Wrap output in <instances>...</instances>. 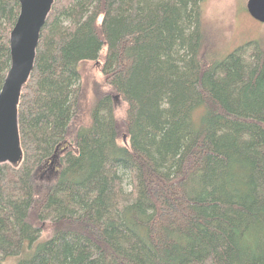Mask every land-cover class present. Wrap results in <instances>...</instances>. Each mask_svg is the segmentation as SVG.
<instances>
[{"label":"trees","instance_id":"trees-1","mask_svg":"<svg viewBox=\"0 0 264 264\" xmlns=\"http://www.w3.org/2000/svg\"><path fill=\"white\" fill-rule=\"evenodd\" d=\"M203 3L54 1L23 160L0 163V264H264V41L213 54ZM19 14L0 0V92Z\"/></svg>","mask_w":264,"mask_h":264},{"label":"water","instance_id":"water-1","mask_svg":"<svg viewBox=\"0 0 264 264\" xmlns=\"http://www.w3.org/2000/svg\"><path fill=\"white\" fill-rule=\"evenodd\" d=\"M20 14L10 32L11 66L0 92V163L23 160L18 105L34 69L43 26L55 0H19ZM246 9L264 23V0H247Z\"/></svg>","mask_w":264,"mask_h":264},{"label":"rangeland","instance_id":"rangeland-1","mask_svg":"<svg viewBox=\"0 0 264 264\" xmlns=\"http://www.w3.org/2000/svg\"><path fill=\"white\" fill-rule=\"evenodd\" d=\"M247 0H204L203 21L210 30L207 36L209 51L213 54H228L243 44L258 40L264 41V23L254 19L246 9ZM218 38V43L215 41ZM214 40V41H213ZM83 80L87 87L85 104L89 105L94 98L93 88L95 82H102V67L95 62H87L82 65ZM116 101V114L122 119L126 109V103L120 96H114ZM83 117L75 119V126L83 123ZM126 137H122L124 142Z\"/></svg>","mask_w":264,"mask_h":264}]
</instances>
